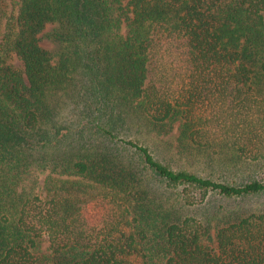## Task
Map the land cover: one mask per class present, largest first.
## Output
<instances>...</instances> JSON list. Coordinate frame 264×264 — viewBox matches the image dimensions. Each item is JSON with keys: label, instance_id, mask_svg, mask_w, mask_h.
I'll use <instances>...</instances> for the list:
<instances>
[{"label": "trees", "instance_id": "1", "mask_svg": "<svg viewBox=\"0 0 264 264\" xmlns=\"http://www.w3.org/2000/svg\"><path fill=\"white\" fill-rule=\"evenodd\" d=\"M19 4L0 42V264H264V208L182 211L264 182L151 149L227 142L264 159V0Z\"/></svg>", "mask_w": 264, "mask_h": 264}, {"label": "rangeland", "instance_id": "2", "mask_svg": "<svg viewBox=\"0 0 264 264\" xmlns=\"http://www.w3.org/2000/svg\"><path fill=\"white\" fill-rule=\"evenodd\" d=\"M19 0H0V42L5 33L9 18L19 14ZM49 49L54 47L48 42L44 43ZM10 64L20 72L25 71L23 63L14 57ZM60 100H56L59 104ZM132 138L134 135L129 134ZM66 140V139H65ZM172 140L164 141L152 146L154 156L164 164L175 170H186L198 176L231 185H243L252 181L264 182V159L251 161L241 157L236 149L227 142H218L205 147H198L193 143L186 147L176 149ZM169 202H175L171 195ZM264 208V193L241 199H231L210 194L208 199L193 207L185 206V215L204 218L224 213L225 211H257Z\"/></svg>", "mask_w": 264, "mask_h": 264}]
</instances>
